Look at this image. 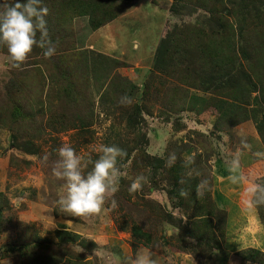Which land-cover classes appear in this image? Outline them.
I'll return each instance as SVG.
<instances>
[{
	"label": "rangeland",
	"instance_id": "rangeland-1",
	"mask_svg": "<svg viewBox=\"0 0 264 264\" xmlns=\"http://www.w3.org/2000/svg\"><path fill=\"white\" fill-rule=\"evenodd\" d=\"M120 1L43 0L56 47L51 58L34 46L14 69L0 45V264H21L20 251L13 250L32 244L48 246L50 256L66 249L61 264H73V257L79 264L80 258L82 264H124L139 247L154 252L156 264H264V248H249L250 240L224 248L226 210L214 185L225 183L212 180V165L216 175H230L223 164L242 138L254 153L256 146L264 152V0H136L93 31L87 17L71 11L78 2L93 11L102 7L94 16L106 20L125 5ZM213 8L218 18L204 11ZM172 29L180 35L175 70L155 72L156 47ZM98 57L121 67L88 72L83 61ZM125 94L130 106L119 104ZM201 111L212 128L195 124ZM65 144L87 164L85 173L99 145L127 152L117 162V207L108 200L91 218L60 213L56 201L66 189L51 166ZM171 152L177 161L168 168ZM186 158L202 175L181 185ZM142 174L141 189L130 194ZM201 178L208 190L198 199ZM182 187L191 191L189 198L180 196Z\"/></svg>",
	"mask_w": 264,
	"mask_h": 264
},
{
	"label": "clouds",
	"instance_id": "clouds-1",
	"mask_svg": "<svg viewBox=\"0 0 264 264\" xmlns=\"http://www.w3.org/2000/svg\"><path fill=\"white\" fill-rule=\"evenodd\" d=\"M48 12V8L42 6V0L0 2V45L6 46L8 62L12 68L21 69L34 46L44 50L45 58H51L56 54V47L49 38L45 19ZM132 102L127 94L121 96L119 100L121 106H130ZM249 147L246 139L242 138L240 148L230 156L228 180L234 185L245 180L240 160L242 150ZM95 151L99 153V157L95 161H88L92 168L85 173L87 164L82 162V157L78 156L71 146L65 144L58 149V159L51 166V174L58 181H63L66 189L65 194L56 201L60 213L71 217L91 218L101 213L108 200L112 208L117 207L116 200L112 198L118 191L117 185L121 176L117 162L118 159L126 157L127 152L116 145L105 144L99 145ZM254 155L264 159V152H256ZM43 161L48 162L47 155L43 157ZM176 161V153H169L166 167L171 168ZM194 164L193 158H186L183 161L182 167L185 171L179 181L181 185L193 177H201V172L193 166ZM145 179L143 174L138 176L129 186V193L139 191ZM207 190L208 180L201 178L195 189L197 198H203ZM245 192L250 206H264V184L251 181ZM190 193L189 189L183 187L179 190L180 196L185 199L189 198ZM154 257V252L139 247L124 264H156Z\"/></svg>",
	"mask_w": 264,
	"mask_h": 264
},
{
	"label": "crops",
	"instance_id": "crops-1",
	"mask_svg": "<svg viewBox=\"0 0 264 264\" xmlns=\"http://www.w3.org/2000/svg\"><path fill=\"white\" fill-rule=\"evenodd\" d=\"M95 33V32H91ZM97 33V32H96ZM198 117L195 124L201 128H212L213 125L209 124L207 112L201 111L197 113ZM212 118H214L212 116ZM206 122V124L202 122ZM247 125V123H244ZM237 132L242 131L241 125L235 127ZM246 130V129H245ZM250 137H254L251 128L248 129ZM253 140V139H252ZM254 143H258L254 138ZM238 149V148H237ZM242 150L241 155V172L243 173L245 180L240 184H230L228 176H218L215 174L218 167L212 165L213 175L212 180H223L225 183L221 188L219 184L214 185L215 197L221 200V208L226 210V242L224 248L236 249L242 243V240H250L249 248L252 249H263L264 248V206L253 207L247 203L246 188L249 182L255 181L257 183L264 182V159H259L254 155V151L251 147ZM236 150H232L230 153L233 154ZM256 152H262L260 146H256ZM230 156L228 158L230 159ZM223 164V163H222ZM224 172L228 171V163H224ZM225 174V173H224ZM253 179V180H252ZM227 185V186H226ZM218 187V189H217ZM230 228L234 229V238L231 237ZM233 231V230H232ZM242 232L243 236L240 235ZM247 234V235H246ZM245 241V242H247ZM233 245V246H232ZM232 246V247H231Z\"/></svg>",
	"mask_w": 264,
	"mask_h": 264
},
{
	"label": "trees",
	"instance_id": "trees-1",
	"mask_svg": "<svg viewBox=\"0 0 264 264\" xmlns=\"http://www.w3.org/2000/svg\"><path fill=\"white\" fill-rule=\"evenodd\" d=\"M136 0H121V3H124L125 5L121 6L117 11L113 12L111 16H109L106 20H102L100 19H96L94 16V13L99 12L100 14H102V7H94V11L87 6L86 4H80L78 2V5L72 8L71 11H73V13H75V16H85L87 17V22L89 23V27L90 30H96L98 29L100 26H102L103 24L110 22L111 20H113L114 18H116L120 13H122L123 11H125L127 8H129ZM177 1V0H176ZM174 1V2H176ZM180 1V0H178ZM42 5L44 7H47L46 4H44L43 0H42ZM48 8V7H47ZM171 11L172 13H175V8L174 6H171ZM205 12L209 13V15L215 16L216 18H218V13L215 10V8L213 9H207L204 10ZM217 27H219L220 29L223 28V25H218ZM56 29H60V28H56ZM200 29H197L196 31L199 32ZM63 29L62 32L63 33ZM177 29H172L170 32L166 33V35L158 42V45L156 47L155 50V55H154V59H153V69L155 72L158 73H164L167 74L170 71H172V69L175 70V64H174V57L175 55L178 54V47H177V43H178V38L176 39V37L180 36L177 33ZM201 32V31H200ZM211 35H217V30H210ZM198 33H193L192 37H197ZM189 37H190V33H189ZM182 38V37H181ZM183 40V38H182ZM70 50V49H68ZM200 51V50H199ZM100 60L97 59H93L94 62H92L91 64H86V62L83 61V65L87 66L86 70L88 72H95L98 69V66H101L102 68H100L101 70H103V68H106L109 64L113 65L111 66V68L113 70L116 71V69L121 67V63H119L118 61L115 60H110L108 58H102L98 57ZM81 59V58H80ZM86 61V60H85ZM92 61V59H89V61L87 60V62ZM110 66V65H109ZM220 69L219 67H215V71L214 73L219 72ZM119 80V82H122L123 80L119 77L116 76ZM115 78V77H114ZM88 81V80H85ZM116 84L115 89H121L122 88H118L117 83ZM68 91V90H67ZM70 92V91H68ZM247 235V234H246ZM13 251H20L18 257H20L21 259V264H53L55 262V264H61L62 262L65 263L67 262V260H63V258L66 257V254L68 253V251L62 247L56 248L54 249V253L53 256H50L49 253V249L48 246H42V245H36V244H32L30 247L29 246H24L21 250L19 248H16ZM251 253L253 255H260L261 253L259 251L253 250L251 251ZM73 259V264H79V262L77 261V259L75 257L72 258ZM58 260V261H57ZM246 261H249L251 263H253L252 258L250 259H246ZM82 259L80 258V264H82Z\"/></svg>",
	"mask_w": 264,
	"mask_h": 264
}]
</instances>
